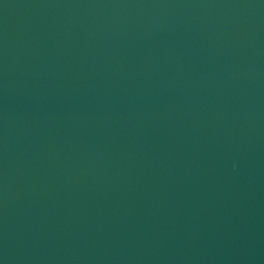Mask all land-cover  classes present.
<instances>
[{"label":"water","instance_id":"95a60500","mask_svg":"<svg viewBox=\"0 0 264 264\" xmlns=\"http://www.w3.org/2000/svg\"><path fill=\"white\" fill-rule=\"evenodd\" d=\"M0 264H264V0H0Z\"/></svg>","mask_w":264,"mask_h":264}]
</instances>
